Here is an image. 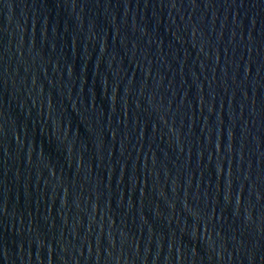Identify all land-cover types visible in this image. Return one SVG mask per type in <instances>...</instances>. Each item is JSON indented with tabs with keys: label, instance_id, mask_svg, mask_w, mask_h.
Returning <instances> with one entry per match:
<instances>
[{
	"label": "water",
	"instance_id": "95a60500",
	"mask_svg": "<svg viewBox=\"0 0 264 264\" xmlns=\"http://www.w3.org/2000/svg\"><path fill=\"white\" fill-rule=\"evenodd\" d=\"M0 264H264V0H0Z\"/></svg>",
	"mask_w": 264,
	"mask_h": 264
}]
</instances>
